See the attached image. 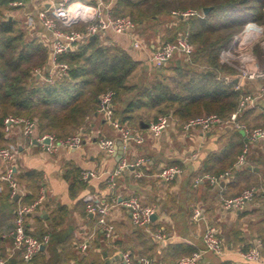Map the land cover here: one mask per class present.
Listing matches in <instances>:
<instances>
[{
	"label": "crops",
	"instance_id": "1",
	"mask_svg": "<svg viewBox=\"0 0 264 264\" xmlns=\"http://www.w3.org/2000/svg\"><path fill=\"white\" fill-rule=\"evenodd\" d=\"M58 1L24 0L21 4H11L2 0L0 4L2 16L15 19L29 38H35L48 48L47 63L34 68L35 74V70L40 69V74H36L40 78H44L50 68L51 55L50 34L38 15L41 10L48 9L47 14L54 18L51 9ZM81 1L97 3L96 0ZM116 1L104 0L113 13ZM187 18L174 16L171 11L147 24H138L139 34L146 41L143 49L134 48L126 34L107 31L100 34L99 39L103 44H115L134 58L151 64L150 52L160 42L173 40L170 39L172 35L176 39L182 33L180 23ZM255 23L256 28L246 23L238 32L233 64L224 63L219 57L221 63L232 68L226 78L240 74L238 66L241 65L264 67V27ZM146 25L149 28L144 32L142 28ZM74 27L82 29L84 24ZM192 52L189 55L176 52L170 60L190 61ZM165 72L168 74V68ZM228 81L240 91V99L244 95L254 97L240 111L239 120L247 127L264 126V92L261 91L264 79L241 77L238 83ZM152 120L153 116L149 123ZM124 122L135 131V137L128 141H123L118 130L96 109L77 127L76 131L83 130L87 137L82 146L75 149L61 146L53 152L30 144L23 136L21 126H12L11 132L6 134L5 145L17 147L12 165L19 186L24 194L33 193L36 198L41 188L45 191L42 202L25 217L27 229L38 237L53 233L57 238L55 253L66 264H79L78 261L80 264H125L120 253L125 250L134 258L150 257L155 264H178L180 256L204 248L202 233L206 225H213L224 240V252L202 251L198 264H264V142L251 143L247 162L236 167L234 162L243 147L244 136L241 130L230 125L217 124L207 130L193 127L184 131L172 122L160 134L154 135L148 126L134 127L127 120ZM99 136L113 138L114 151L102 150L95 140ZM122 159L132 165L115 175L116 184L111 188L110 173ZM167 165L178 166L180 172L163 180L159 172ZM5 169L6 164L0 160V176ZM29 170L38 173L36 180L28 181L21 176ZM225 170H230V175L218 184L208 180L196 182L199 176ZM83 171H91L93 175L83 178ZM72 182L75 184L71 189ZM250 186L257 188L251 200L241 208L224 207L223 197H234ZM88 195L109 204L107 216L114 225L111 240L103 238L100 230L94 231L96 215L86 210ZM129 197H136L143 205L154 208L156 217H152L150 224L133 223L130 208L120 203ZM9 198L17 199L10 196L7 182L0 177V264H14L15 258H21V248H16L13 233L17 205ZM196 210L200 214L195 218ZM158 230L164 234L163 238L155 237L154 232ZM86 237H89V246L81 253L78 243ZM252 247L260 250L258 260H248L241 254ZM40 250L34 264H43L49 257L47 250L43 253Z\"/></svg>",
	"mask_w": 264,
	"mask_h": 264
},
{
	"label": "trees",
	"instance_id": "2",
	"mask_svg": "<svg viewBox=\"0 0 264 264\" xmlns=\"http://www.w3.org/2000/svg\"><path fill=\"white\" fill-rule=\"evenodd\" d=\"M204 6H211L208 13L180 23V32L188 33L194 47L190 61L178 58L157 67L115 44H103L96 35L58 56L68 64V73L53 81L34 73V67L48 61L46 45L29 38L15 19L0 13V146L5 145L8 114L34 118L38 133L64 136L97 109L99 95L107 89L115 91V116L134 127L168 112L179 121L209 113L228 117L239 103L240 91L227 80L232 68L220 62L219 51L247 22L264 27V0H117L114 14H128L137 24H147L175 9L202 10ZM21 176L36 180L38 173L29 170ZM34 198L33 193L22 197L26 203ZM10 200L17 205V200ZM49 234L47 246L40 250L49 252L45 260L42 255L43 264H66L55 253L57 238ZM20 263L21 258H15L14 264Z\"/></svg>",
	"mask_w": 264,
	"mask_h": 264
},
{
	"label": "built area",
	"instance_id": "3",
	"mask_svg": "<svg viewBox=\"0 0 264 264\" xmlns=\"http://www.w3.org/2000/svg\"><path fill=\"white\" fill-rule=\"evenodd\" d=\"M11 4H21L24 0H7ZM96 4L83 2L81 0H59L51 9L54 18L49 16L48 9L39 12V19L42 25L49 31L50 34V55L51 63L48 72L44 79L53 81L55 77L62 76L68 73V64L58 60V56L69 49L73 48L79 42L89 38L91 35H100L107 31L119 34H126L130 37L132 46L137 49L146 47V41L141 37L138 31L137 22L129 15H116L112 8L104 3V0H96ZM174 16L190 17L203 16V11L196 8L175 9L172 10ZM82 23L84 28L77 29L75 24ZM61 24V26H60ZM249 26L256 28L254 21L247 22ZM237 33H235L229 44L219 51L220 60L224 63L233 64L236 57L234 53ZM193 44L188 38L187 32L180 33L176 39L164 40L156 46L149 55V60L157 67L163 66L168 62L176 52L190 54L193 50ZM239 73L242 78H263L264 67H247L244 65L238 66ZM36 74H40V69H36ZM261 91L264 92V83ZM115 91L107 89L99 95L97 112H99L105 120L111 124L123 141H128L135 137L134 128H131L127 122H122L115 116L114 111ZM254 99L251 95H244L240 99L237 108L230 113L228 117L222 118L216 113H209L191 117L185 121H179L171 112L159 115L152 120L148 128L152 134H160L170 123H175L182 130L188 131L193 127H199L207 130L217 124L230 125L233 128L241 130L244 136V143L240 153L237 155L234 166H241L247 162L249 147L251 143L264 142V126L247 127L239 120V113L244 106ZM13 125H20L22 134L27 138L30 144H38L42 149L53 152L59 147L75 149L85 142L86 136L83 130L72 132L65 136H58L52 132H37V121L34 118L16 116L8 114L4 118L5 130L9 133ZM138 136H136L137 138ZM138 139H140L138 137ZM99 147L106 151L112 152L115 149V140L110 137L99 136L95 139ZM17 154L15 145L0 146V160L6 164V169L1 174V178L5 180L10 189V196L17 197V206L14 216L13 233L15 237L16 248H21V263L34 264L35 255L39 252L42 245L49 241V234L45 233L38 237L33 235L26 227L25 217L28 213L34 211L42 202L45 191L41 188L39 195L31 202L23 201L22 197L24 190L19 186L15 177L12 161ZM139 162H136V165ZM132 165L127 160H120L117 167L110 173L109 185L113 188L116 184L115 175L123 168ZM180 172V168L176 165L164 166L159 172V176L163 180H169ZM93 175L91 171H83L82 177L87 178ZM230 175V170H225L219 174H205L196 178V182L208 180L212 184H218ZM257 193L255 186L244 188L238 195L234 197H223L222 202L225 208H241L248 200H251ZM86 210L96 215L94 226L95 230H100L106 239L111 240L114 236V225L108 219L109 204L100 202L92 195L86 196ZM121 204L128 206L131 210V219L137 225H148L152 220V215L155 210L152 206L143 205L138 198L129 197L120 201ZM199 210L194 212V217H198ZM156 238H163L164 234L161 230L154 232ZM91 236V234L89 235ZM88 238H84L78 243V249L81 253H85L89 243ZM203 249L194 251L188 255H182L178 259V264H198V259L202 251H210L216 254L224 252V240L219 236L218 231L213 225H206L202 233ZM121 258L125 264H155L154 259L147 256H138L134 258L130 251L125 250L120 252ZM242 256L248 260H258L260 250L257 247H252L241 252Z\"/></svg>",
	"mask_w": 264,
	"mask_h": 264
},
{
	"label": "water",
	"instance_id": "4",
	"mask_svg": "<svg viewBox=\"0 0 264 264\" xmlns=\"http://www.w3.org/2000/svg\"><path fill=\"white\" fill-rule=\"evenodd\" d=\"M210 9H211V6H204V7L202 8V11H203L204 14H206V13H208V11H209ZM95 36H96L95 34L91 35V37H95ZM227 79H228V80H231V81H233V82H235V83H238V82L240 81V79H241V75H240V74L229 75V76H227ZM143 126H148V124H143ZM119 142H120L121 144H123V141H122V140H120ZM17 197H18V194L15 196V199H16ZM152 217L154 218V217H156V215L153 214ZM43 246H44V245H42L41 248H43Z\"/></svg>",
	"mask_w": 264,
	"mask_h": 264
},
{
	"label": "rangeland",
	"instance_id": "5",
	"mask_svg": "<svg viewBox=\"0 0 264 264\" xmlns=\"http://www.w3.org/2000/svg\"><path fill=\"white\" fill-rule=\"evenodd\" d=\"M19 26H20V25H19ZM34 68H35V67H34ZM10 114L15 115V114H13V113H10ZM16 116H24V115H16ZM24 117H28V116H24ZM76 130H77V128H71L69 132H74V131H76ZM52 133H54V132H52Z\"/></svg>",
	"mask_w": 264,
	"mask_h": 264
}]
</instances>
